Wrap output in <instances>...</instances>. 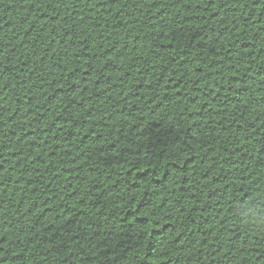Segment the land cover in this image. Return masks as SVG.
I'll use <instances>...</instances> for the list:
<instances>
[{
	"label": "trees",
	"instance_id": "obj_1",
	"mask_svg": "<svg viewBox=\"0 0 264 264\" xmlns=\"http://www.w3.org/2000/svg\"><path fill=\"white\" fill-rule=\"evenodd\" d=\"M0 264H264V0H0Z\"/></svg>",
	"mask_w": 264,
	"mask_h": 264
}]
</instances>
